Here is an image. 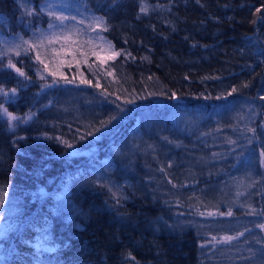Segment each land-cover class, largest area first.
Masks as SVG:
<instances>
[{
    "label": "trees",
    "instance_id": "16d2710c",
    "mask_svg": "<svg viewBox=\"0 0 264 264\" xmlns=\"http://www.w3.org/2000/svg\"><path fill=\"white\" fill-rule=\"evenodd\" d=\"M73 1L119 55L51 77L30 50L6 52L0 39V198L18 209L0 264H257L264 0ZM43 2L0 0V36H29ZM82 93L88 112L71 106ZM115 144L112 175L132 181L129 199L88 177ZM67 183L70 209H58Z\"/></svg>",
    "mask_w": 264,
    "mask_h": 264
},
{
    "label": "rangeland",
    "instance_id": "374dc122",
    "mask_svg": "<svg viewBox=\"0 0 264 264\" xmlns=\"http://www.w3.org/2000/svg\"><path fill=\"white\" fill-rule=\"evenodd\" d=\"M19 1L26 4V0ZM41 11L46 16H43L42 23L33 22L34 27L31 29L29 36L20 33L0 36L2 48L6 52L20 53L30 50L36 57L37 53H39V74L47 75L49 73L51 77H56V74L64 72L66 67L71 69V64L77 63V65H80L83 59L93 60L95 57L97 61L106 62L114 57L115 50L111 43L103 37L97 17L84 11L73 0H44L41 4ZM50 13H54V15H50ZM60 16L65 17V19H58ZM84 62L87 61L84 60ZM85 65L88 64L86 63ZM91 91L98 97L103 94L101 90L94 88ZM71 99V106L75 110L83 112L91 110L90 101L85 98L83 93L73 95ZM80 102H84L85 105L81 107ZM129 134L131 138L136 139L142 136L138 122L131 126ZM79 139L78 143L80 142L85 147L84 143H88L86 138L80 135ZM69 149L77 153L80 150L77 146L69 147ZM119 150V144H115L105 158L91 163L90 166L92 168L88 177L106 186L114 195L129 199L131 198L132 181L129 179H117L112 175L114 153ZM174 164V156H168L167 165L173 166ZM245 181L244 177V183ZM69 185L67 183L61 186L59 192L54 196L57 200L58 209H70ZM2 192L4 191H0L1 195L8 196L5 192ZM194 192L195 188L186 189L187 194H193ZM7 199L8 197L5 199L4 206L0 208V215L3 216V220L0 221V236L5 234L11 227L8 217L17 214V212H14L16 206L14 207ZM221 219L215 218L213 224H216V220L222 222L223 219L222 221ZM258 245L260 246L262 243L259 242ZM263 260L264 258L262 257L257 261V264H264Z\"/></svg>",
    "mask_w": 264,
    "mask_h": 264
},
{
    "label": "snow or ice",
    "instance_id": "6c2138e0",
    "mask_svg": "<svg viewBox=\"0 0 264 264\" xmlns=\"http://www.w3.org/2000/svg\"><path fill=\"white\" fill-rule=\"evenodd\" d=\"M141 11L142 12H146L147 8L146 7H142ZM50 15H54V13H50ZM58 19L64 20L65 17L60 16V17H58ZM19 54H20L19 52L16 53V55H19ZM0 55H2V53H0ZM115 55H119V53H115ZM37 58H39V53H37ZM8 66L10 68H14L21 76H25V73L22 72L19 68H16V65L11 63V60H9V65ZM53 74H55V73H53ZM26 79H27V77H26ZM233 91H236V90L233 89ZM11 92L15 93L16 89H11ZM0 94L7 95V93H5L3 89H0ZM129 102H131V101H129ZM3 112H4V114H6L9 117V119H11V120H16L17 119V117H15L12 113H9L6 108L3 109ZM71 146L72 145H69V147H71ZM262 154H264V153H262ZM4 204H5V199L4 198H0V208H2L4 206ZM228 215H231V212H229ZM2 220H3V216L0 215V221H2ZM260 227L264 228V225H261ZM231 239H232V237H224L225 241H229Z\"/></svg>",
    "mask_w": 264,
    "mask_h": 264
}]
</instances>
